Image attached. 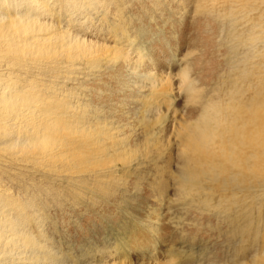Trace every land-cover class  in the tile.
<instances>
[{"label": "bare ground", "instance_id": "obj_1", "mask_svg": "<svg viewBox=\"0 0 264 264\" xmlns=\"http://www.w3.org/2000/svg\"><path fill=\"white\" fill-rule=\"evenodd\" d=\"M131 1L0 0V264H114L109 259L117 251L142 253L150 241L151 226L142 228L141 221L123 215L134 198L140 200L143 194L132 197L130 193L147 191L152 199L150 191L162 193L174 187L182 202L206 205L202 192L208 190L213 197L214 191H220V204L238 203L246 210L251 175L264 176V67L249 65L258 37L235 32L236 19L229 21L233 32L227 37L210 32L212 20L207 25L200 17L192 21L190 58L176 59L179 71L190 65L195 78L208 89V81H213L208 92L227 101L228 113L206 130L200 142L193 143L186 135L185 121L198 109L185 107L174 72L166 69L171 59L169 33H181V23L166 15L163 22L152 25L140 19L136 8H127ZM207 1L208 11L217 8L222 15L229 10L222 15L226 17L233 15L232 3L239 0ZM252 8L250 13L260 6ZM243 11L249 13L248 7ZM145 24L150 26L144 37L147 46L134 48L132 32L144 30ZM239 47L245 51L238 52ZM239 192L241 197L235 199ZM49 195L54 204L66 198L77 206L84 204L78 212L74 210L77 213L84 210L89 215L99 205L107 208L113 216L100 217L120 228L123 237L99 244L87 239V234L75 235L72 228L65 241L59 239L65 242L63 255L59 246L52 245L55 235L41 228ZM230 218L226 226L230 227L217 235L246 243H239L231 261L260 250L264 264V218L259 215L252 234L248 232L251 224L242 226L237 218ZM86 227L82 230L88 233ZM50 234L53 237L47 239ZM141 258L135 264L151 263Z\"/></svg>", "mask_w": 264, "mask_h": 264}, {"label": "rangeland", "instance_id": "obj_2", "mask_svg": "<svg viewBox=\"0 0 264 264\" xmlns=\"http://www.w3.org/2000/svg\"><path fill=\"white\" fill-rule=\"evenodd\" d=\"M190 1L191 0H188V2H187V0H165V1L164 0H159V1L158 0H151V1L150 0H138V1L137 0H135V1L132 0L129 3V6L127 4V8L129 7V9H131V7H133L134 9L136 8L135 9V13L137 15L139 14V16L142 15V16H140L141 17L140 19H143L144 21H146L148 23H151L152 25L159 24V23L163 22L164 21V18L166 17V15H167V17H171L172 16L171 19H175V20L178 19L180 21V23H181L180 26L181 27L179 26V29L180 30L183 29L182 32L179 33L176 30H172L169 33L170 39H172L171 40V44H170L171 45V52L169 54L171 56V59H170V62H169L170 65H166L167 66L166 69H168L172 74L174 72V75H173L174 78H176L177 74L179 73V68H180V65H178L179 62H176V59H180V58H184V57L185 58H190L191 52H188V51H191L192 50V46L188 44V41L194 35V31H193V28H192L193 27L192 26V23H193L192 21L196 20V18L198 19V17H200L199 19H200L201 22H205V20H206V22H205L206 25H207V21L208 20L209 21L212 20L211 22L213 23V28L214 29L213 28H210V29H212V30H210V32H214V33L217 32L218 33L217 35L222 34L223 37H227L229 31L230 32H233L232 29L229 28L230 27L229 21H231L232 19H236L237 22H235L234 25H233L234 27H236L234 29L235 32L240 33V32L243 31L242 33L246 37H247V35H249V37H252V38H255V39L258 37V39H256V42L254 43L255 45L252 46L253 48L251 49L252 50V56L250 58L251 61L249 62V65L251 63H260L259 70H263V67H264V1L263 0H244V2H243V0H239L238 2L237 1H233V3H232V5H233L232 14L233 15L232 16H226V17L225 16H222V15L225 14V13H228L229 10L224 9L223 12L224 11L225 12L222 13V15H221L220 13L222 12V10H221L220 6H219V9L221 10V12H218L217 11V8L213 9L214 11H212V12L211 11H208L209 10V4L210 3L207 0H198V1L197 0L195 1L194 0V2H193V0L191 2ZM248 1H249V3H248ZM138 2H140V3H138ZM259 3H261V5ZM169 4H171V5H169ZM219 4H221V3H219ZM240 4H243L246 7H243V9H242L240 7ZM237 5H238V8H237ZM249 5H250V8H249ZM146 6H147V8H146ZM171 6H173V7H171ZM217 6H218V4H217ZM251 6L252 7L260 6V9L258 11H253L252 13H250V11L253 10V8ZM261 6H262V8H261ZM168 7L169 8L171 7L170 9H172V11ZM247 7H248V10H249V13L243 11L245 9L247 11ZM159 8H161V9H159ZM177 8H178V11H177ZM162 10H163V12H162ZM239 10H240V12H239ZM129 12L131 13V11H128L127 13H129ZM202 12H204V13H202ZM241 13L243 15H241ZM125 14H126V12H125ZM153 15H154V17H153ZM180 15H182L183 17L180 16ZM251 16L253 18H251ZM259 16H260V18H259ZM156 17H157V19H156ZM254 17H256V18H254ZM138 19L139 18L133 19V20L137 22ZM250 21H251V23H249ZM194 23H195V21H194ZM258 23H259V25H258ZM189 24H190V26H189ZM146 26L150 27L148 24H145V26H143L144 27V30L139 31L138 33L137 32H132L134 34V36H135V39H134L135 40V42H134L135 43L134 48H136V46H139V45L142 46V47L145 46V45L147 46V43H145V40H144L145 34L147 33V27ZM256 26H258V27H256ZM258 28H260V29H258ZM191 29H192V31H191ZM129 30L132 31L133 28L132 29H129ZM251 32H253V34H251ZM189 33H190V35H189ZM172 34H174V35H172ZM181 34H182V36H181ZM187 35H188V38H187ZM172 36H174V37H172ZM178 37H180V38L177 39ZM139 40L141 42L143 40L144 41L141 44V42ZM230 40L232 41L233 38L232 39L230 38ZM174 43H176V44H174ZM173 47H174V49H173ZM187 49H188V51H187ZM145 50L146 49H144V50L142 49L143 52H147L148 51V50H146V51ZM241 51H245V50H244V48L239 47L238 52H241ZM261 51H263V53ZM229 54H231V52ZM259 54L262 55L263 57L260 56ZM177 56H180V57H177ZM171 65H172L173 68L171 67ZM176 67H177L178 70L176 69ZM205 82L207 83V81H205ZM208 83H210L209 84L210 85L209 86V89H210L212 87L213 81L210 80V81H208ZM68 85L70 86L71 84L69 83ZM206 89L209 90L207 86H206ZM262 100L264 102V95L262 97ZM65 101L68 102L69 100H67V98H66ZM172 104L174 106H176V104H178V102L177 101H174V102H172ZM262 178L259 176V178L257 179L256 176H255V174H252L251 175V179H250L251 182L249 181L250 189H248V192L250 191L251 193H250V197L248 196V199L245 200L246 204H248V207L246 208V210L240 209L238 203H236L235 206L233 205V207L231 206V204H225V203L220 204L218 202L219 195L221 194L220 191H218V192L217 191H214V193H213V197L214 198L212 197V194H210L208 190L203 191L202 192L203 194H201V196L204 198V200L206 201L207 204L205 205L202 202L201 203H198V205L200 204L201 206L200 205L198 206L197 203L194 204V205H191L194 202L193 203H189L188 200H186V199H183V202H182V198L179 197V195L178 196L176 195L177 194V191L174 190V187H171L170 189H167V192H166V190H164V191H162V193H160L159 190L158 191L157 190H154L153 192L150 191V195H151L152 199L150 198V196L149 197L146 196L145 192H147V191L141 190L143 192L140 191V192H132V193H130L132 195V197H135V196L137 197V194L138 193L139 194H142L143 193V194L140 196L141 197V199L139 198L140 200H138V198H134L133 203L128 206V207H130V208H128L129 211L128 210L127 211H124L123 215H124V217L127 216L126 218H128L130 220H133V219L134 220H137L138 219L139 222L141 221L140 224L142 223L141 224L142 228H144L146 226H148V227L151 226V230H150L151 232L148 233V237H149L150 241H149V243H147V244L144 245L145 247H144V251H142V253H140L139 251L136 253V251L134 252L132 249H128V250L125 249L126 250L125 253L124 252H121V251H117L116 254H115V256L112 257L111 259H109V262L111 261L114 264L115 263L116 264H131V263L132 264H135V263L139 262V261H137V259L140 260V258L142 256V258H144V260L151 262L150 264H186V263L187 264H190V263L191 264L192 263L193 264L194 263H196V264H236V263L237 264H240V262H241V264H262V262H261L262 259H260V258H262L261 257L262 252L260 250L257 251L256 253L250 252V254H247L249 256L251 255L250 257L246 255V256H244L242 258H239V259H236L234 261H231V260L234 259L233 258V255H234L233 251H235L240 246V244H241L240 243V239L239 238H236V239H234L236 241L234 242V240H233V243H232V238L231 237L229 238L226 235H224L225 237L223 235L220 237L219 235H217V233L219 232L220 229H228V227H230V225L228 227H226L227 224H229L231 222V218L230 217H233L235 219L237 218L236 220H237L238 224H240L242 226H243V224H245V222L246 223L248 222L247 223L248 225L251 224L252 226H250V228L248 229V232H251L249 234H252L253 231H255V229H256L255 227H257L259 225V223L257 222L258 221L257 218L259 217V215L261 216L262 219L264 218L263 217L264 216V205H263L264 204V199H263L264 198V192H263L264 191L263 190L264 189V186L261 185V184L264 183V181H263L264 180V176ZM252 180H254V181H252ZM257 190H259V191H257ZM155 193L157 195H155ZM164 193H166V194H164ZM49 196H51V195H49ZM49 196H47V197L45 196L46 197L45 198L46 203H48V208L44 212V215H45L46 219H45V223H43V226L41 228L44 229V230H42L43 233H46L48 231L53 236L55 235L54 237L51 234H50L51 236H48L49 233L47 232L48 235H46V236H48V237H46V238L48 239L50 237H53L54 240H52V245H53V242H54L55 248H59L60 247L62 249V251H61L62 254L64 253V249H63L64 247L63 246L65 245V242H62V241L63 240L65 241V239H67L66 237H68V235L70 234L69 231L72 228H73L72 231H75V235L78 236V235H81V234H87L86 235L87 236V239H90L91 238L94 241L97 240L99 244H100V241H105V240H107V241H109V240L110 241L117 240L118 241V239L120 240V238L123 237V232L120 231V228H114L111 224L109 225V222L107 220H103L100 217V216L103 217V215H106V214H107L106 215L107 217H110L112 215V212L110 214V212H109V210L107 208L106 209H103L104 207H102L100 205H99L100 208L98 206L97 207L95 206L91 210V212L89 213V215H86L84 210L79 211V213H77L78 210H79V208H81V206H84V204H81V205H78L77 206L75 204H79V203L70 202V200L68 198L64 199V201L62 199V203H61V201H59L58 203H55L54 204V201L52 199V196L51 197H49ZM240 197H241V195H240V192H239L235 196V199H238ZM155 199L157 200L156 201L157 203L155 202ZM172 200H174V201H172ZM65 201H66V203H65ZM253 201H254V203H253ZM259 201H261L263 203H261ZM159 202L162 205H160ZM210 202H211V204H210ZM63 203H65V204H63ZM69 203L71 205H73V206H71ZM255 203L256 204L258 203V205H256ZM55 205H57V207H55ZM63 205H65V206H63ZM111 206H112V208L113 207H116L114 205V203L111 204ZM73 207H75V208H73ZM180 207L182 209L183 208L184 209L182 210ZM195 207H200V208H195ZM210 207H212L211 210H213V211L210 210ZM235 207H237V209L238 208L239 209L237 210ZM76 209H78V210H76ZM74 210H76L77 212H75ZM255 210H256V213H255ZM48 211H49V213H48ZM117 211H118V209H116L113 212H117ZM158 211H160V212H158ZM66 212H68V213L66 214ZM101 212H103V213H101ZM154 213H157V214H154ZM47 214H49V215H47ZM53 214H55L54 215V218L53 217L50 218V215H53ZM64 214H65V216L62 219V217H63ZM79 214H80V216H77ZM228 214H229L230 217L227 216ZM58 215H59V218L57 217ZM94 215L97 218H95ZM208 215H210V216H208ZM244 215L246 216V218L243 217ZM70 216H72V217H70ZM89 216H91V217L90 218H87ZM77 217H79V218H77ZM86 218H87V220H86ZM252 218H253V220H252ZM56 219H58V220H56ZM69 219L72 222L71 224H70ZM77 219H78V224L81 223V224H79L80 226H78V224H77ZM82 219L83 220L85 219L84 221L86 223ZM208 220H209V222H208ZM56 221H57V223H56ZM66 221H68V223ZM79 221H81V222H79ZM83 222L85 223V225H84ZM95 222H96V224H95ZM52 223H53V225H52ZM75 223H76V225H75ZM55 224H56V226H55ZM64 224H66L67 227ZM89 224H90V226H89ZM256 224H257V226H256ZM50 226L53 229H54V227L56 229L53 231V229ZM69 226H71V227H69ZM85 226H87L88 229H90L91 231L89 230L88 233H85L83 231ZM74 227L77 228V229H75ZM106 227H107V229H106ZM211 227H213V228L211 229ZM152 228L156 229V231H154V229H152ZM60 229H63V230H60ZM195 229L196 230L198 229V230L196 231ZM230 230H231V228H230ZM34 231H35V234H36L37 229H34ZM55 231H57V233ZM76 231L78 233H76ZM94 231L95 232L97 231V232L95 233ZM98 231H99V233H98ZM98 234H100V235L102 234V235L99 236ZM60 235H62V236L60 237ZM72 235H73V233H71V236ZM109 236H110V238H108ZM152 238H154V239L156 238V240H154ZM258 238H260V237H258ZM59 239H61L62 241L59 242L60 241ZM251 239H253V238H251ZM59 244L60 245L64 244V245L60 246ZM99 244H97V245L100 246V247H103V246H101ZM226 244H228V245H226ZM241 245L242 246L243 245H246V243L245 244H241ZM73 247H71L72 250L71 249L70 250L75 255L76 254L75 253L76 250H73L74 249ZM93 247H95V246H93ZM90 252L92 253L93 251L90 250ZM150 253H152L153 255L150 254ZM140 254H142V255H140ZM231 254H233V255H231ZM255 254H257V255L255 256ZM253 258H255V259H253ZM91 259H95V257L94 258H90L89 260H91ZM120 259L122 260V262H121ZM148 259H150V260H148ZM258 261H260V262H258Z\"/></svg>", "mask_w": 264, "mask_h": 264}, {"label": "clouds", "instance_id": "obj_3", "mask_svg": "<svg viewBox=\"0 0 264 264\" xmlns=\"http://www.w3.org/2000/svg\"><path fill=\"white\" fill-rule=\"evenodd\" d=\"M177 88L184 98L185 107L198 109L195 114L185 121L186 135L193 143L200 142L206 130L227 118L224 98L209 94L200 80L194 76V69L190 65L181 68L176 76ZM196 87H190V85Z\"/></svg>", "mask_w": 264, "mask_h": 264}]
</instances>
